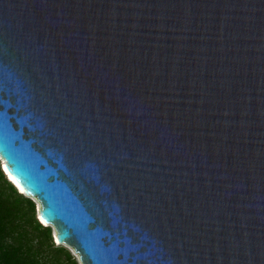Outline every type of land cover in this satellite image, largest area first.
Masks as SVG:
<instances>
[{
  "label": "water",
  "instance_id": "95a60500",
  "mask_svg": "<svg viewBox=\"0 0 264 264\" xmlns=\"http://www.w3.org/2000/svg\"><path fill=\"white\" fill-rule=\"evenodd\" d=\"M0 163L77 264H264V0H0Z\"/></svg>",
  "mask_w": 264,
  "mask_h": 264
},
{
  "label": "trees",
  "instance_id": "16d2710c",
  "mask_svg": "<svg viewBox=\"0 0 264 264\" xmlns=\"http://www.w3.org/2000/svg\"><path fill=\"white\" fill-rule=\"evenodd\" d=\"M0 264H77L36 216L35 202L18 191L0 163Z\"/></svg>",
  "mask_w": 264,
  "mask_h": 264
},
{
  "label": "bare ground",
  "instance_id": "6f19581e",
  "mask_svg": "<svg viewBox=\"0 0 264 264\" xmlns=\"http://www.w3.org/2000/svg\"><path fill=\"white\" fill-rule=\"evenodd\" d=\"M3 166V165H2ZM5 168V167H4ZM4 170H6V174L13 180V178H12V176L8 173V171H7V169L5 168ZM14 184V183H13ZM17 188H18V186L16 185V184H14ZM20 191H22L21 190V188H18Z\"/></svg>",
  "mask_w": 264,
  "mask_h": 264
},
{
  "label": "rangeland",
  "instance_id": "374dc122",
  "mask_svg": "<svg viewBox=\"0 0 264 264\" xmlns=\"http://www.w3.org/2000/svg\"><path fill=\"white\" fill-rule=\"evenodd\" d=\"M34 202H35V201H34ZM35 206H36V203H35ZM52 235H53V234H52ZM55 243H57V242H55ZM57 244H59V243H57ZM61 245L67 247V248L70 250V252L72 253V255L75 257V254L73 253V251H72L68 246H66V245H64V244H61ZM75 258H76V257H75Z\"/></svg>",
  "mask_w": 264,
  "mask_h": 264
},
{
  "label": "clouds",
  "instance_id": "9594fccd",
  "mask_svg": "<svg viewBox=\"0 0 264 264\" xmlns=\"http://www.w3.org/2000/svg\"><path fill=\"white\" fill-rule=\"evenodd\" d=\"M18 189V188H17ZM18 191H20L19 189H18ZM54 238V237H53ZM55 241V240H54ZM56 242V241H55Z\"/></svg>",
  "mask_w": 264,
  "mask_h": 264
}]
</instances>
